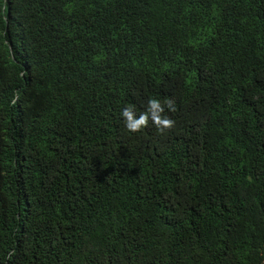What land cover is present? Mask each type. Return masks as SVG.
<instances>
[{
    "label": "trees",
    "instance_id": "16d2710c",
    "mask_svg": "<svg viewBox=\"0 0 264 264\" xmlns=\"http://www.w3.org/2000/svg\"><path fill=\"white\" fill-rule=\"evenodd\" d=\"M0 264H264V0H0Z\"/></svg>",
    "mask_w": 264,
    "mask_h": 264
},
{
    "label": "clouds",
    "instance_id": "9594fccd",
    "mask_svg": "<svg viewBox=\"0 0 264 264\" xmlns=\"http://www.w3.org/2000/svg\"><path fill=\"white\" fill-rule=\"evenodd\" d=\"M165 104L170 110L175 111L171 100L166 101ZM164 110L165 105H162L157 99L150 98L148 101L147 111L141 113L139 118H136L132 107H126L122 111L121 115L125 120L126 129L130 132L135 133L146 128L148 126L149 119H151L159 131L163 132L164 130L171 129L175 124L172 119L163 115Z\"/></svg>",
    "mask_w": 264,
    "mask_h": 264
}]
</instances>
